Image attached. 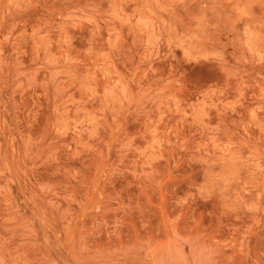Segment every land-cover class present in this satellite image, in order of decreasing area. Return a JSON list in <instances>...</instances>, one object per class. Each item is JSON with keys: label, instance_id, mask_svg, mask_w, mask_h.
I'll return each mask as SVG.
<instances>
[{"label": "rangeland", "instance_id": "rangeland-1", "mask_svg": "<svg viewBox=\"0 0 264 264\" xmlns=\"http://www.w3.org/2000/svg\"><path fill=\"white\" fill-rule=\"evenodd\" d=\"M0 264H264V0H0Z\"/></svg>", "mask_w": 264, "mask_h": 264}]
</instances>
